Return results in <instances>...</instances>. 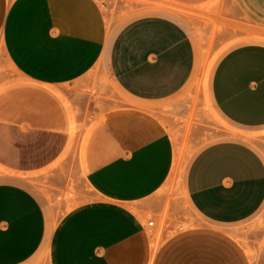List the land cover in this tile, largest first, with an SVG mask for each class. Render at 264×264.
<instances>
[{
  "label": "crops",
  "instance_id": "obj_1",
  "mask_svg": "<svg viewBox=\"0 0 264 264\" xmlns=\"http://www.w3.org/2000/svg\"><path fill=\"white\" fill-rule=\"evenodd\" d=\"M172 1L177 10L138 0H0V38L20 76L0 85L1 166L37 170L58 160L72 113L78 118L67 86L94 69L129 99L94 109L78 150L92 196L55 225L32 189L0 181V264H26L45 248L48 264H248V250L221 225L264 205V155L249 142L213 141L188 166L190 205L218 226L187 227L154 254L147 213L162 209L177 161L163 111L184 112L179 97L200 69L202 19H215L221 38L243 35L244 23L264 30V0ZM209 91L226 120L263 128L264 41L229 48Z\"/></svg>",
  "mask_w": 264,
  "mask_h": 264
},
{
  "label": "rangeland",
  "instance_id": "obj_2",
  "mask_svg": "<svg viewBox=\"0 0 264 264\" xmlns=\"http://www.w3.org/2000/svg\"><path fill=\"white\" fill-rule=\"evenodd\" d=\"M145 5L163 6L177 10L172 0H138ZM210 10L209 7H205ZM204 21L201 33L203 39L197 41L200 48V69L193 85L180 95V107L184 112H173L165 108L164 115L168 120L171 135L176 147L174 173L160 191L163 207L159 211L147 213L154 224L148 226L153 252L168 238L187 227H215V225L190 205L185 184L186 172L194 155L203 146L224 138H237L249 142L264 155V127L253 129L236 126L219 114L211 100L209 79L220 57L232 46L252 41H264V30L250 23H244V34H232L221 38L223 27L215 19ZM212 24V31H205ZM20 76L8 60L0 38V85L8 79H19ZM73 92V110L70 125L74 126L64 151L50 167L22 171L0 165V181H18L32 189L44 204L52 223L73 206L91 198L90 187L78 166V150L83 131L97 116L94 109L105 110L121 102L129 101L126 95L110 82L105 69H94L85 77L67 86ZM83 94V95H82ZM85 94V95H84ZM179 162V163H177ZM179 168V169H178ZM177 169V171H176ZM249 253L248 264H264V205L251 217L233 224L221 225ZM47 248L40 250L26 264H48Z\"/></svg>",
  "mask_w": 264,
  "mask_h": 264
},
{
  "label": "bare ground",
  "instance_id": "obj_3",
  "mask_svg": "<svg viewBox=\"0 0 264 264\" xmlns=\"http://www.w3.org/2000/svg\"><path fill=\"white\" fill-rule=\"evenodd\" d=\"M73 132H74V126H72V134H73ZM177 150V149H176ZM178 157V155L176 156V158ZM176 158H175V161H176ZM180 160H181V158L180 157H178ZM179 159H177L178 161H179ZM180 162V161H179ZM179 162H177V163H179ZM175 164V163H174ZM176 165V164H175ZM175 165H174V167H175ZM176 168V167H175ZM174 168V169H175ZM179 169V168H178ZM176 171H177V169H176ZM172 173H174V171H172Z\"/></svg>",
  "mask_w": 264,
  "mask_h": 264
},
{
  "label": "built area",
  "instance_id": "obj_4",
  "mask_svg": "<svg viewBox=\"0 0 264 264\" xmlns=\"http://www.w3.org/2000/svg\"><path fill=\"white\" fill-rule=\"evenodd\" d=\"M154 224V220L153 219H149L148 220V225H153Z\"/></svg>",
  "mask_w": 264,
  "mask_h": 264
}]
</instances>
